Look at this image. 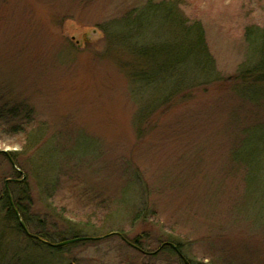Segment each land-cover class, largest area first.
<instances>
[{"label":"rangeland","instance_id":"rangeland-1","mask_svg":"<svg viewBox=\"0 0 264 264\" xmlns=\"http://www.w3.org/2000/svg\"><path fill=\"white\" fill-rule=\"evenodd\" d=\"M150 3L201 24L221 79L170 108L135 77L140 51L169 38L162 22L124 28ZM254 27L264 0H0V114L27 118L0 124V198L22 184L30 222L0 206V264H184L162 244L192 264H264V84L241 80ZM40 231L98 240L58 252Z\"/></svg>","mask_w":264,"mask_h":264},{"label":"trees","instance_id":"trees-1","mask_svg":"<svg viewBox=\"0 0 264 264\" xmlns=\"http://www.w3.org/2000/svg\"><path fill=\"white\" fill-rule=\"evenodd\" d=\"M153 5H147L144 10V13L136 19L134 23L131 25L124 26V28H129L130 32H133L132 29H136L137 32H141V28L146 24L149 25L150 20H156L157 18L162 22L161 31L166 32L169 38L165 40V44L160 43L159 48H153L149 50H141V55L146 58L140 59L139 66L137 67L138 71L135 73L136 80H140L147 87L155 90L164 89V95L161 98L152 99L150 102L151 105H162L164 107L170 108L175 104H169V101L174 98V100H185L184 97H188L190 95V91L195 88L201 87V85H210L214 82L220 81L217 73L215 71L213 58L210 56L209 51L207 49L206 39L204 29L201 24L196 26L189 27L188 23L185 24L184 16L181 15L178 8H175L173 5H168L166 3H161L156 5L154 8ZM134 27V28H133ZM251 36L254 38V48L259 60L255 63L254 69L251 72V78L247 79L241 77V80L244 81L245 85H262L264 84V30H260L254 27L251 31ZM164 45V46H163ZM253 73V74H252ZM204 80V81H201ZM252 80V81H251ZM209 83V84H207ZM161 85L162 87H159ZM189 92V94H187ZM181 95H184L181 97ZM152 112H156L157 110L154 108ZM2 116L0 114V124L4 119L7 113L12 115V119H18L19 117H23V120L26 121L25 117V109L17 108L15 111H4L1 110ZM145 111L140 114L139 120L143 123L147 117L145 116ZM140 123V125H141ZM139 125V126H140ZM24 132V131H23ZM149 131L145 133L144 136H148ZM27 134L26 141L30 142L32 139V133ZM140 136L142 134L141 130L139 132ZM143 135V134H142ZM254 138V139H253ZM252 141H256L258 144L263 143L260 142L258 137H253ZM250 159V158H248ZM12 160L14 158L12 157ZM253 162H249L248 164H252ZM8 187H6L4 194L0 198V206L5 208L6 217L8 221L17 223L19 230L23 233L25 232L22 228L18 215L23 216L24 219L26 216V210H24L18 203L13 201V191H11V187H21L22 184L19 182L14 183L11 180L7 181ZM24 195V193H22ZM143 211H141L142 213ZM25 223L29 224L30 222L26 219ZM81 232V231H80ZM80 232H72L67 235H50L45 231H40L36 234V236L31 237L34 243L37 245L44 244L45 246L61 252L63 249H66L70 246H76L80 243H93L98 239L97 237H87L88 240L79 241L64 247L54 248L50 244H58L65 242L67 240H74L83 237ZM111 234H118V232H110ZM69 236L70 238H64ZM46 241V243L44 242ZM134 248L140 250V246L138 242L133 244ZM160 250L166 251L170 250L171 252L177 254L184 261V264H192L187 260H184L181 256V247L176 245L174 247H169L166 244H162Z\"/></svg>","mask_w":264,"mask_h":264},{"label":"water","instance_id":"water-1","mask_svg":"<svg viewBox=\"0 0 264 264\" xmlns=\"http://www.w3.org/2000/svg\"><path fill=\"white\" fill-rule=\"evenodd\" d=\"M6 187H8V184H6ZM18 218H19V221H20V224H21L22 228L24 229V231L26 233H28L24 222L21 220L20 215H18ZM85 240H88V238H80V239H74V240H67L65 242L58 243V244H50V243H48V244L51 245L54 248H59V247H64V246H67V245H70V244H73V243H76V242H79V241H85ZM44 242L46 243V241H44ZM171 246L175 248L174 245H171Z\"/></svg>","mask_w":264,"mask_h":264}]
</instances>
